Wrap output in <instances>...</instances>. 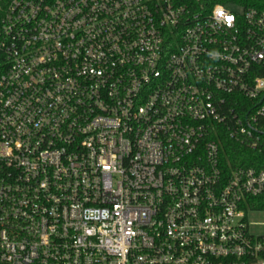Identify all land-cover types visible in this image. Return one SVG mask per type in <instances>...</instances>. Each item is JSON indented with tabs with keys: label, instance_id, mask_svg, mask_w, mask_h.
Listing matches in <instances>:
<instances>
[{
	"label": "built area",
	"instance_id": "1",
	"mask_svg": "<svg viewBox=\"0 0 264 264\" xmlns=\"http://www.w3.org/2000/svg\"><path fill=\"white\" fill-rule=\"evenodd\" d=\"M263 134L264 0H0V264H264Z\"/></svg>",
	"mask_w": 264,
	"mask_h": 264
},
{
	"label": "trees",
	"instance_id": "2",
	"mask_svg": "<svg viewBox=\"0 0 264 264\" xmlns=\"http://www.w3.org/2000/svg\"><path fill=\"white\" fill-rule=\"evenodd\" d=\"M260 139L263 146L259 150H249L243 143L235 142L225 136H221L220 141L223 149L220 154L224 167L228 169L229 166L243 165L253 166L255 168H264V134L260 137ZM256 200L258 205L251 206L252 209L263 210L264 198Z\"/></svg>",
	"mask_w": 264,
	"mask_h": 264
},
{
	"label": "rangeland",
	"instance_id": "3",
	"mask_svg": "<svg viewBox=\"0 0 264 264\" xmlns=\"http://www.w3.org/2000/svg\"><path fill=\"white\" fill-rule=\"evenodd\" d=\"M250 230L256 234H264V212L254 211L248 213Z\"/></svg>",
	"mask_w": 264,
	"mask_h": 264
}]
</instances>
